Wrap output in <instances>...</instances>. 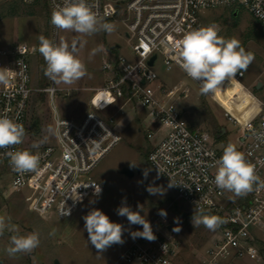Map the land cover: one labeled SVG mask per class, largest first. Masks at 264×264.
<instances>
[{"label":"built area","instance_id":"obj_1","mask_svg":"<svg viewBox=\"0 0 264 264\" xmlns=\"http://www.w3.org/2000/svg\"><path fill=\"white\" fill-rule=\"evenodd\" d=\"M47 1L51 10L62 2ZM89 2L103 20H120L124 24L131 53L113 54L103 61L102 69L108 77L103 86L95 88L90 107L79 121L57 111L54 97L61 88L56 82L49 78L48 86L36 84L33 64L43 58L39 45L19 41L10 47H0V72L8 77L7 84L0 83V115L6 113L26 131L23 143L0 149V165L7 168L11 190L22 193L29 209L38 214H53L62 219L77 212L91 196L103 192L92 177V170L122 139L116 123L125 113L123 108L141 107L138 131L148 141L150 165L173 184L177 200L185 201L193 209L202 208L204 213L215 214L223 221L205 250L206 264H240L245 257L262 263L264 187L254 185L247 195L236 196L215 186L213 164L224 147L213 133L189 122L176 101L186 94V89L180 82L166 85L155 65L161 56L166 70L177 68L185 74L177 50L184 32L204 27L203 16L221 8L238 13L243 8L264 24V0ZM58 30L54 27L56 43ZM242 76L243 73L236 77ZM101 88L107 91L108 99L97 103L94 98ZM40 92L49 95L55 109V139L49 144L30 129L31 107ZM115 106H118L116 113H104ZM224 115L237 122L227 110ZM243 130L245 134L237 149L255 165L256 175L264 181V140L257 138L264 133V100ZM9 150H30L38 155L39 170L24 174L13 171L6 155ZM97 186L101 189L99 194L95 191ZM161 218L150 223L156 236L154 241L137 237L111 264H178L176 233ZM0 264H4L1 255Z\"/></svg>","mask_w":264,"mask_h":264},{"label":"rangeland","instance_id":"obj_2","mask_svg":"<svg viewBox=\"0 0 264 264\" xmlns=\"http://www.w3.org/2000/svg\"><path fill=\"white\" fill-rule=\"evenodd\" d=\"M51 12L47 0H0V47H10L19 41L39 45L40 36L54 41ZM105 21L114 23L115 31L81 35L58 30L57 43L64 41L70 48L75 46L76 54L87 68V74L72 84L56 83L61 88L54 97L57 111L76 121L90 107L95 88L103 86L108 77L102 69L103 61L113 54L131 53L124 24L120 20ZM211 24L219 27L220 36L237 39L246 51L254 54V61L242 77L236 78L234 83L224 81L214 95H203L200 86L182 71L177 68L166 70L161 56L155 69L166 85L182 83L186 94L176 99L177 106L193 126L208 130L216 137L215 133L220 132L219 141L223 147L228 143L238 147L245 134L244 124L258 112L260 101L264 100V24L243 8L237 16L231 8L212 10L203 16V25ZM99 46H102V50L90 55ZM33 65L36 84L50 85L49 77L44 74V58ZM103 98L108 99L107 91L97 90L94 101L99 103ZM31 109V132L39 135L45 144L52 143L55 139V109L49 95L40 92ZM123 109L125 113L118 117L116 123L122 139L92 170V177L103 192L99 196H91L77 212L65 218L31 211L23 194L11 190L7 168L0 165V216L10 217L11 223L18 226L21 234L39 232L41 241L31 253L9 256L6 248L13 233L5 231L0 235V255L4 264H111L137 238H133L131 233L142 231L141 225L130 224L127 217L117 215L116 209L122 202H126L133 211H140L150 223L162 217L168 227L172 225L171 229H180L174 231L178 264H206L205 250L219 227L214 231L203 225L194 229L191 223L194 209L185 201L175 198V190L169 187L170 182L147 160L148 141L138 131L139 114L143 109H132L130 105H125ZM225 110L236 117V123L224 115ZM117 111L118 106H115L104 113ZM123 168L132 169L134 174L124 173ZM149 185L161 188L163 194H149ZM93 208L102 210L113 222L123 225L122 244H113L101 252L88 242L83 216ZM161 210L166 212V216L159 214ZM239 263L264 264V261L257 263L253 258L245 257Z\"/></svg>","mask_w":264,"mask_h":264},{"label":"clouds","instance_id":"obj_3","mask_svg":"<svg viewBox=\"0 0 264 264\" xmlns=\"http://www.w3.org/2000/svg\"><path fill=\"white\" fill-rule=\"evenodd\" d=\"M94 7L89 0H62L53 8L50 22L59 30L81 35L115 31L116 25L103 20L98 12L94 11ZM219 31L216 24L195 28L184 32L177 45L180 67L189 78L199 82L200 92L203 95H214L226 80L234 83L237 74L247 71L255 58L252 52L246 51L241 46L240 41L235 38L226 39L218 34ZM39 41L38 51L46 64L45 76L56 83L72 84L87 74L86 65L76 54L75 46L70 48L64 41L56 43L44 36H40ZM100 50L102 46L93 49L90 55H95ZM0 83H8V77L4 72H0ZM25 136L26 131L22 124L6 113L0 115V149H11L23 143ZM257 138L264 140V133H259ZM33 147L36 145L34 144ZM6 155L13 171L17 173L24 174L39 170L40 157L30 150H9ZM213 167L216 169L213 183L220 190L232 192L236 196H244L253 191L254 185L264 187V181L256 175L255 165L248 161L245 154L233 143H228L224 147L222 155L214 161ZM171 186L173 184L170 183L169 187ZM160 189L152 185L147 187V191L152 195L163 194V190ZM95 191L97 194L100 193L99 186ZM116 211L117 215L127 217L130 224L142 226V231L131 233L133 238L140 237L148 241L156 239L150 222L140 214V211H133L126 202H122ZM159 214L166 216L164 210ZM83 220L84 228L88 233V242L98 251L102 252L113 244L124 242L123 225L113 222L102 210L93 208L83 216ZM191 223L194 229L203 225L214 231L223 221L218 216L204 214V210L197 207L193 210ZM179 230V228L173 229L177 232ZM5 231L13 233L6 248L9 256L31 253L41 243L39 232L21 234L18 226L11 223L10 217L0 216V235Z\"/></svg>","mask_w":264,"mask_h":264},{"label":"water","instance_id":"obj_4","mask_svg":"<svg viewBox=\"0 0 264 264\" xmlns=\"http://www.w3.org/2000/svg\"><path fill=\"white\" fill-rule=\"evenodd\" d=\"M234 14L237 15L238 12L235 11ZM155 57H156V55H154V56L151 58V60L149 61L150 64H153ZM123 172L126 173V174H128V175H132V174H134V171H133L132 169H130V168H123ZM169 228H172V225H169Z\"/></svg>","mask_w":264,"mask_h":264},{"label":"trees","instance_id":"obj_5","mask_svg":"<svg viewBox=\"0 0 264 264\" xmlns=\"http://www.w3.org/2000/svg\"><path fill=\"white\" fill-rule=\"evenodd\" d=\"M216 135H217V137L219 138L220 137V132L219 133H215ZM262 252H263V254H264V248H262Z\"/></svg>","mask_w":264,"mask_h":264},{"label":"bare ground","instance_id":"obj_6","mask_svg":"<svg viewBox=\"0 0 264 264\" xmlns=\"http://www.w3.org/2000/svg\"><path fill=\"white\" fill-rule=\"evenodd\" d=\"M236 78H237V77H236ZM99 90H105V89H102V88H101V89H99Z\"/></svg>","mask_w":264,"mask_h":264},{"label":"flooded vegetation","instance_id":"obj_7","mask_svg":"<svg viewBox=\"0 0 264 264\" xmlns=\"http://www.w3.org/2000/svg\"><path fill=\"white\" fill-rule=\"evenodd\" d=\"M235 15V14H234ZM238 15V14H237ZM237 15H235V16H237Z\"/></svg>","mask_w":264,"mask_h":264}]
</instances>
